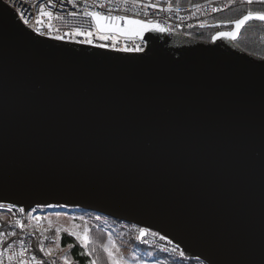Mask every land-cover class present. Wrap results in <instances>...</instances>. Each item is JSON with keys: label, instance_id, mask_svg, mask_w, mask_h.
I'll use <instances>...</instances> for the list:
<instances>
[{"label": "water", "instance_id": "1", "mask_svg": "<svg viewBox=\"0 0 264 264\" xmlns=\"http://www.w3.org/2000/svg\"><path fill=\"white\" fill-rule=\"evenodd\" d=\"M0 7V202L264 264V58L236 44L250 21L235 39L213 40L230 22L208 40L145 32V55L41 37Z\"/></svg>", "mask_w": 264, "mask_h": 264}, {"label": "built area", "instance_id": "2", "mask_svg": "<svg viewBox=\"0 0 264 264\" xmlns=\"http://www.w3.org/2000/svg\"><path fill=\"white\" fill-rule=\"evenodd\" d=\"M3 2L7 6H11L10 8L15 12L19 21L25 25L20 19V13L17 11V9H22L30 18L29 25L25 26L36 35L50 39H54L53 37L57 35H63L64 40L61 41L71 42H77L78 36L72 38L67 34L76 28L95 30L91 18L84 15L85 10L101 11L113 16H129L133 19L152 21L169 29V31H166L167 33L189 35V31L208 25L216 14L224 12L234 3H244L241 0H233L232 3H229V0H206L191 6L181 7L174 5L173 0H140L137 4L124 3L123 0H113L111 3L103 0L104 6L101 7L102 0H95V2L93 0H72V2H69V0H51V3H48V0H23V2L22 0H3ZM255 3L259 2H254L253 4ZM40 5H45L43 11L51 13V16H41ZM74 12L77 15H72ZM37 19L41 20L40 24L36 23ZM49 25H51V28ZM36 27H39L43 32H50L51 34L40 35L34 31ZM120 39L113 44L116 47L113 50L121 51L120 49L124 47L132 48L137 45L143 47L145 50L147 46V43L145 44L144 40L138 37L129 38L120 36ZM0 205H3L0 208V232L7 233V235L2 237L5 242L3 246L7 247L9 243L12 244V249L5 253L4 264H8L7 255L11 254V252H18L21 247L28 249L26 256L29 258L35 254L38 259L53 262V251L48 256L39 251L41 243L44 244L47 251L51 249L54 241V237L47 224V217L55 210L57 211L58 208L61 212H67V208L71 207L37 204L27 210L25 209V212L21 213L19 208L22 206L3 202H0ZM9 205H14V207L9 210ZM33 209H36V211L33 212ZM71 209L72 211L68 213H73L74 208ZM35 216H39L41 219L36 220L34 219ZM18 220L25 224L23 230L16 224ZM112 224L117 229L125 232L134 244L152 248L171 260L169 262L164 260H149V264H207L203 260L191 257L186 253L184 257H181L179 255L180 250H183L181 247L173 252L172 249L177 244L169 238L162 239L165 236L159 232V235H152L153 232L157 231L150 229L142 239L138 240L136 237L139 236V228L143 226L123 220H113ZM13 232L16 233L15 236L12 235ZM21 240L25 241L24 245L20 244Z\"/></svg>", "mask_w": 264, "mask_h": 264}, {"label": "snow or ice", "instance_id": "3", "mask_svg": "<svg viewBox=\"0 0 264 264\" xmlns=\"http://www.w3.org/2000/svg\"><path fill=\"white\" fill-rule=\"evenodd\" d=\"M23 2V0H22ZM69 2H72V0H69ZM95 2V0H93ZM107 2L111 3L113 0H107ZM124 3H132V4H137L140 2V0H123ZM233 0H229V3H232ZM241 2L247 3L249 5L253 4L254 2H259V3H264V0H241ZM3 0H0V5H2ZM48 3H51V0H48ZM101 7L104 6L103 0L100 5ZM11 7V6H9ZM45 5H40V15L41 16H51V13H45L43 11V8ZM4 7H0V13H3L6 11ZM17 11L20 13V19L23 21L25 25H29V17L23 12L22 9H17ZM110 11V10H109ZM72 15H77V13H72ZM84 15L87 17H90L91 20L93 21V24L95 26V33L91 30L88 31H83L80 28H76L74 31L69 32L67 35L70 37L74 38L76 36H86L87 38L84 40L79 41V43L87 44V45H92L93 44V36L94 34H99V38L101 40L107 41L110 39H115L114 35H109L110 33H115L124 37H139L141 40H144V33L149 32V31H155V32H166L169 31V29L162 27L158 23H153L152 21H145V20H140V19H133L129 16H113L111 14H105L104 12L101 11H87L85 10ZM251 20H259V21H264V11H258V12H253V11H247L245 15H243L240 19H237L235 21H231L230 23L235 25V28L233 31L230 32H217L216 35L213 37V40L217 38H232L235 39L237 37V34L240 32L242 26L246 24V22L251 21ZM123 21L124 23L121 24L120 22ZM37 24L41 23L40 19H37L36 21ZM51 28V25H49ZM34 31L39 33L40 35H50L51 33L48 32H43L39 27L34 28ZM56 40H64L63 35H57L53 37ZM145 44L147 41H144ZM96 47L99 48H108L110 45L108 44H99L95 45ZM121 51L124 52H138V53H145V50L143 47H140L139 45L129 48V47H124L123 49H120ZM147 55V53H145ZM3 205H0V208H2ZM14 207V205H9L8 208L11 210V208ZM39 207V206H37ZM19 211L21 213L25 212L24 207H20ZM36 209H33V212H35ZM34 219L40 220L41 218L39 216H35ZM98 220L99 217H96ZM16 224L20 227V229L25 228V224L21 221H16ZM57 234H59L60 229L55 230ZM150 231L149 228L146 227H141L139 228V236L136 237V239H142L148 232ZM4 235H7V233H2L0 232V264H4V258H5V253L9 252L12 249V244H8L7 247H4V241L2 237ZM13 236L16 235L15 232L12 233ZM31 235V234H30ZM152 235L156 236L159 235L158 232H153ZM78 240H81L85 246L88 244V237H80L77 236ZM162 239H167V237H162ZM171 242V241H169ZM25 241L21 240L20 244L24 245ZM55 243V241H53ZM180 248V245L177 244L175 248L172 249L173 252L177 251V249ZM39 251L41 253H44L45 256L51 255L52 249H48L47 251L45 250L44 244L41 243L39 245ZM104 251L107 252L108 258L110 261V264H128L127 260H125L122 256H118L115 254L112 250L107 248L106 246L104 247ZM28 252V249L25 247H21L18 252H11V254L7 255V261L8 264H47L46 261L43 259H38L35 254H33L30 258L26 256V253ZM87 255H91V253H87ZM179 255L181 257H184L185 252L184 250H180ZM65 261L67 260V257H64ZM52 264H55V261L53 260ZM90 264H96L95 261H90ZM211 264V261L209 262Z\"/></svg>", "mask_w": 264, "mask_h": 264}, {"label": "trees", "instance_id": "4", "mask_svg": "<svg viewBox=\"0 0 264 264\" xmlns=\"http://www.w3.org/2000/svg\"><path fill=\"white\" fill-rule=\"evenodd\" d=\"M203 1L206 0H173V4L186 7ZM249 10L253 12L264 11V3L252 5L240 2L234 3L224 12L216 14L210 23H225L237 20ZM216 30L217 28L214 27L195 28L189 31L188 34L197 39L208 40ZM236 44L244 51L264 58V22L250 21L246 24L241 30ZM107 236L108 231L103 226H91L87 246L82 245L74 236L67 233L61 234L60 243L62 247L67 248L66 257L75 264H88L90 261H95L96 264H109L108 258L102 250V245ZM130 241L132 242L131 239ZM87 253H91V255L89 256ZM44 261L47 264H52V261Z\"/></svg>", "mask_w": 264, "mask_h": 264}, {"label": "rangeland", "instance_id": "5", "mask_svg": "<svg viewBox=\"0 0 264 264\" xmlns=\"http://www.w3.org/2000/svg\"><path fill=\"white\" fill-rule=\"evenodd\" d=\"M58 209V212L55 210L47 217V224L55 241L51 246V249L54 252L55 264H75L68 258L66 261L64 259V257H66L65 253L67 248L61 246V234L67 233L74 236L76 239L77 236H87L89 240L91 226H103L107 229L108 236L102 245V250L104 251V247L106 246L115 254L122 256L127 260L128 264H149V260L171 261L169 258L156 252L152 248L132 243L128 235L117 229L108 217L76 208H74L73 213H68L72 211L71 208H67V212H61V210ZM96 217H99V219L97 220ZM57 228L60 229L59 234L55 231ZM78 241L82 245H85L81 240ZM104 253L108 258L107 252L104 251ZM108 263L110 264L109 258Z\"/></svg>", "mask_w": 264, "mask_h": 264}, {"label": "bare ground", "instance_id": "6", "mask_svg": "<svg viewBox=\"0 0 264 264\" xmlns=\"http://www.w3.org/2000/svg\"><path fill=\"white\" fill-rule=\"evenodd\" d=\"M83 31H88V30H83ZM91 31H93V30H91ZM93 32L95 33V30ZM109 35H114L115 39H110V40L104 41V40H101L99 38V34H94V36L92 37L93 38V44L92 45H99V44L103 43V44L110 45V47H108L107 49H116V47H114L113 44H115L118 40H121L120 36H118L116 34H109ZM86 38H87L86 36H78V39L76 41L79 42V41L84 40Z\"/></svg>", "mask_w": 264, "mask_h": 264}]
</instances>
